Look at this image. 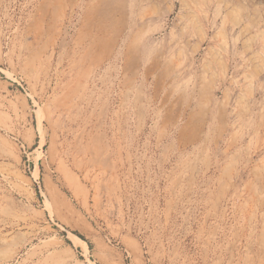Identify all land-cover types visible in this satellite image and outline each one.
Returning a JSON list of instances; mask_svg holds the SVG:
<instances>
[{
	"label": "rangeland",
	"instance_id": "rangeland-1",
	"mask_svg": "<svg viewBox=\"0 0 264 264\" xmlns=\"http://www.w3.org/2000/svg\"><path fill=\"white\" fill-rule=\"evenodd\" d=\"M0 264H264V0H0Z\"/></svg>",
	"mask_w": 264,
	"mask_h": 264
}]
</instances>
